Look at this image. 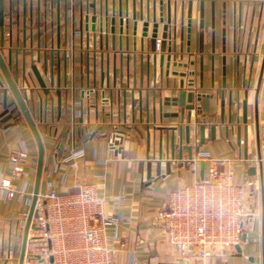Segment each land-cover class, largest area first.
<instances>
[{
    "label": "crops",
    "instance_id": "1",
    "mask_svg": "<svg viewBox=\"0 0 264 264\" xmlns=\"http://www.w3.org/2000/svg\"><path fill=\"white\" fill-rule=\"evenodd\" d=\"M1 7L5 41L2 45L0 38V51L19 78L44 145L40 192H75L79 184L100 182L105 214L124 221L118 241L125 247L115 264H197L181 260L154 221L169 192L208 175L209 161L190 160L186 148L168 152L170 138L178 144L183 126V144L193 146L194 157L234 159L239 181L257 179L247 200L259 215L243 243L208 264H264V0H0ZM12 11L18 13L15 27ZM155 23L157 37L164 39L163 66L153 57ZM167 55L188 67L171 63L168 68ZM51 62L60 88L51 87ZM174 71L194 74L184 78ZM183 79L184 89L192 86L196 94H205L194 98L188 143V121L185 117L182 124V107L171 101ZM0 81L1 115L5 100L15 98L4 92L1 72ZM56 89H61L60 108ZM7 113L0 116L6 119L0 122V178L11 153L22 148L29 152L31 171L17 183L25 186V198L0 199V264H19L25 229L19 221H27L31 209L39 149L18 105ZM201 125L204 143L197 153ZM115 129L123 136L118 152L106 141ZM73 145L84 148L87 161L60 167L51 176L55 162ZM63 173L65 184L54 186ZM122 193L117 207L114 199Z\"/></svg>",
    "mask_w": 264,
    "mask_h": 264
},
{
    "label": "built area",
    "instance_id": "2",
    "mask_svg": "<svg viewBox=\"0 0 264 264\" xmlns=\"http://www.w3.org/2000/svg\"><path fill=\"white\" fill-rule=\"evenodd\" d=\"M17 15L16 11L9 15L12 27L17 25ZM163 44L164 39L156 37L153 57L157 64L164 53ZM190 88L195 90L192 86ZM122 140V134L116 129L106 137L108 148L115 152L122 148ZM86 161L84 148L73 145L60 161L55 162L51 176L60 167H76ZM192 161H209L208 175L191 184L182 182L169 192L163 206L154 215V221L163 229L168 244L181 260L208 264L214 255L224 256L243 243L248 226L259 215L257 208L250 206L247 200L249 192L257 185V179L239 181L234 159H216L200 154ZM28 162L26 148L11 153L5 170H1L0 199L25 198V186L19 188L17 183L30 174L26 167ZM66 178L63 173L54 186L64 185ZM100 186V182L82 183L75 192L59 193L51 188L39 193L23 264H115L117 253L125 247L118 241L119 227L124 221L120 215L105 214V198L98 194ZM124 198L123 193L115 197L117 207ZM19 223L24 227L26 219Z\"/></svg>",
    "mask_w": 264,
    "mask_h": 264
},
{
    "label": "water",
    "instance_id": "3",
    "mask_svg": "<svg viewBox=\"0 0 264 264\" xmlns=\"http://www.w3.org/2000/svg\"><path fill=\"white\" fill-rule=\"evenodd\" d=\"M0 38H1V44L3 45L4 41H5V33H4V25H3V9L2 7L0 8ZM158 23H155L153 25V30H152V36L154 37V39L158 36ZM164 60H165V54L163 53L160 59V65L163 66L164 65ZM11 61V58L10 60ZM173 64L175 66H179V67H185L187 68L189 63L188 62H182V61H177L176 59L172 58V55H167V66L168 68H170V64ZM193 63V62H191ZM52 62H51V87L54 86L55 84H57V86L60 88L61 87V81H55V74L53 73L54 71V66L52 67ZM34 72L37 75V79L39 81V84L41 87L45 86V83L43 82L42 79L38 78L39 73L37 71L36 68H33ZM169 70V69H168ZM0 72L4 77L5 83L7 84V87L4 88V92L7 93L8 90H10L12 92V94L14 95V101L8 103L5 100L4 103V111L1 113V117L5 114H8V110L9 108H11L13 105H18L19 109L21 110L22 114L24 115L35 139L38 145V149H39V157H38V163H37V172H36V182H35V189H34V193H33V200H32V204H31V209L30 212L28 214L27 217V221H26V225H25V229H24V235H23V245H22V250H21V257H20V261L19 264H23L24 261V257H25V252H26V247H27V241H28V235H29V228H30V224H31V220L32 217L35 213V204L38 198V195L40 193V184H41V177H42V172H43V163H44V156H45V150H44V145H43V141H42V137L41 134L38 130V127L28 109L27 106V96L24 95V93H21L20 88L18 87V80L19 78H14L13 75L11 74V71L7 65V63L5 62V59L0 51ZM167 73H169V71H167ZM175 75H181L184 78L187 77L189 74H194V71H174ZM191 84V83H190ZM4 86L3 82L0 81V86ZM47 87V86H46ZM180 87L181 90L179 91L178 96L173 97L170 99V97H167V101H172L174 105H179L182 107V113H181V122L182 124L184 123L185 117L186 120L188 121L186 127H185V137H186V142L188 143L191 137V125L193 122V118H192V112L195 109L196 105L194 103V98L197 97L198 100H200L205 94H196L194 91H188L186 89H184L185 87V79H183L180 83ZM94 90L90 89V91L88 93L93 92ZM57 98H58V105L60 108V101H61V89H56L55 90ZM46 95L50 94V89L47 87L46 91H45ZM52 95V93H51ZM103 97H105V93L102 94ZM50 102L51 105L54 102V97L51 96L50 98ZM47 101H48V97L47 99L43 100V109L47 108ZM170 101V102H171ZM188 102V103H187ZM199 110V109H198ZM245 110H246V106H245ZM10 114V113H9ZM12 115V114H11ZM10 115V116H11ZM179 114L176 113L175 116H178ZM246 115V112H245ZM8 116V115H7ZM246 117V116H245ZM8 118V117H7ZM6 119H2V121H5ZM183 126L180 127V134H179V141L178 144L176 142V138L175 136H172L170 138V143H168L167 145V149L168 152H172L173 154L175 153L176 147H178V149H180V152L182 153V149L186 148L188 150V155H189V159L192 160L194 155H193V146L192 145H184L183 144ZM173 128V127H172ZM214 128V127H213ZM214 130V129H213ZM204 132H205V125H201L200 126V142L199 145L195 146V152H199L200 151V146L204 143ZM163 144V143H162ZM161 145V151L160 154L163 153V149H162ZM169 170V168H168ZM239 250V249H238Z\"/></svg>",
    "mask_w": 264,
    "mask_h": 264
},
{
    "label": "rangeland",
    "instance_id": "4",
    "mask_svg": "<svg viewBox=\"0 0 264 264\" xmlns=\"http://www.w3.org/2000/svg\"><path fill=\"white\" fill-rule=\"evenodd\" d=\"M37 71H38V69H37ZM38 73H39V75H38L39 77H38V78L42 79V78H41V75H40V72H39V71H38ZM42 80H43V79H42ZM43 82H44V80H43ZM44 83H45V82H44ZM46 86H47V85H46V83H45V86H44V87H42V89H43V93H44V94H45V91H46ZM10 115H11V114H9L7 117H8V118H11V117H12V115H11V116H10ZM32 227H33V229H35V228H36V225H35V224H33V226H32Z\"/></svg>",
    "mask_w": 264,
    "mask_h": 264
}]
</instances>
